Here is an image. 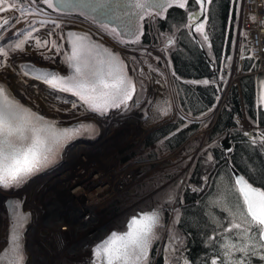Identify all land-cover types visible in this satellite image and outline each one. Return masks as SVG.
<instances>
[{
	"label": "rangeland",
	"instance_id": "obj_1",
	"mask_svg": "<svg viewBox=\"0 0 264 264\" xmlns=\"http://www.w3.org/2000/svg\"><path fill=\"white\" fill-rule=\"evenodd\" d=\"M241 1L234 2V9L238 15L237 31L239 30ZM11 3L13 0H6L4 7ZM23 7L25 12L18 9L0 11V23L4 19L9 21L8 24L0 28V47L8 53L6 57L0 56V80L7 82L23 102L40 113L59 120L62 124L67 125L84 119H94L102 128V135L94 144H76L80 147L75 151H70V149L69 152H65L64 155L67 157L61 171L66 169L71 171L66 178L75 177H73L75 182L73 181L69 186V193L76 182L80 186L83 184L81 179H76L77 173L89 174L93 170L101 171L105 176L99 177L98 180L112 185V191L121 187L115 192V197L119 195L124 197L121 200L123 211L120 215H115V222L121 215L134 208V205H138L141 200L146 199L150 203L158 200L163 204L169 201L166 206L168 222L163 229L166 231L172 229L178 204L181 201L179 190L188 184L191 171L200 155L217 142V140H210L213 130L210 128L214 127L218 117L212 110L208 115L195 119L194 121H199L202 124L201 129L189 139V143L184 144L176 151L166 152L160 143L149 149L145 148L146 138L152 131L182 116L177 104L172 80V66L168 56L171 46V44L168 45V42H172V40L157 36L156 29L159 18L153 15L147 19L148 34L152 38L151 45L143 46L138 44L139 42L126 45L116 37L78 18L54 15L49 10L48 12L39 8L28 0H25ZM21 23L23 25L19 28L18 25ZM67 28L89 31L96 38L123 53L129 63L130 71L136 79L137 89H139L131 105L123 106L109 117L91 115L74 99L59 94L21 74L18 64L22 61H31L39 66L57 68L65 72L67 47L64 31ZM21 41H23V50L15 47ZM37 41L41 42L40 46H37ZM54 44L55 47H53ZM260 102L264 108V81ZM165 112L167 114H164ZM238 119V128L244 134L250 135L256 131V126L246 117ZM152 152L158 153V157L154 161L149 159V154ZM128 155H132L134 159L129 164L123 163L122 159ZM144 158L147 160L140 161ZM123 177L128 178L126 180ZM73 178L68 179L69 181L61 189L56 187L57 193L52 188L53 184L46 183L41 198L37 196L34 198L29 190L27 198H24L26 195L24 191L20 194V199L23 198L24 204L29 207L32 215V227L27 235V249L30 254L28 264H90V253L87 252L91 249L81 247L79 245L81 243L76 245L74 241L66 246L65 240L62 239V243L59 242L60 239L58 240L60 232L56 230L55 233L50 229L53 222L59 218L62 221L60 214L62 210L65 209L68 213L70 210L73 213L68 194V183ZM36 182H40V180ZM175 183H181V185L176 186ZM42 185L38 184L36 187L43 189ZM140 192H144V194L140 195ZM95 193L99 194L97 190ZM93 198L97 197H92L90 194L87 199L86 207L89 211L93 210L91 202L97 201ZM135 198L139 202L132 203L131 201ZM77 199L72 197L73 201L80 203V200ZM5 200L7 197L0 192V245L1 241L4 243L7 229V214L3 203ZM125 200L132 204L126 211H124ZM29 201L30 203H28ZM107 203L109 201L103 202L99 208L95 209L101 222L100 226H96V229L109 221L101 213ZM74 224L78 227L76 221ZM74 232L75 229H73Z\"/></svg>",
	"mask_w": 264,
	"mask_h": 264
},
{
	"label": "trees",
	"instance_id": "obj_2",
	"mask_svg": "<svg viewBox=\"0 0 264 264\" xmlns=\"http://www.w3.org/2000/svg\"><path fill=\"white\" fill-rule=\"evenodd\" d=\"M28 1L33 3V0ZM34 4L48 11L42 0H35ZM198 9L199 6L194 0H188L185 9L171 8L165 19L158 20L157 36L172 40L168 42V45L171 44L168 56L177 104L182 116L152 131L146 138L147 149L160 143L166 152H173L189 143V139L202 127L199 121L194 120L212 112L228 76L238 33V15L234 9V0H213L208 25L204 31L208 39L205 40L197 32L209 58L202 52L189 27L188 15ZM138 44H152L147 24L145 36ZM250 66L251 61H247V67ZM263 81L264 74L244 76L240 84L234 86L228 94L227 103L222 108L210 136V140L217 142L200 155L191 171L188 184L183 189H178L181 192V201L175 222L172 229L161 230V237L154 247L149 264H213V261L215 264H223L228 259L224 245L231 241L239 247L242 243L236 238V234L248 228L244 221H250L251 217L240 214L246 206L240 197L221 142L230 134L233 150L228 157L231 164L252 184L264 189V144L260 142V137L264 134V108L260 102ZM243 117L256 126V131L250 135L244 134L238 128V118ZM157 157V152L149 154L151 161ZM133 159L132 155H128L122 162L129 164ZM146 160L144 158L140 161ZM139 194L143 195L144 192ZM122 198L124 199L121 195L114 197L102 209L104 218L109 220L106 221L109 223L108 234L112 229H124L129 216L152 208L162 209L168 220L166 206L169 201L164 204L158 200L150 203L144 199L115 222V215H120L123 211ZM136 199L131 202H139ZM131 202L125 200L124 211L130 208ZM233 223L241 224L242 228H233ZM262 254L264 249H257V254L248 258V264H264V260L260 258ZM237 258L244 257L235 248L231 249V259Z\"/></svg>",
	"mask_w": 264,
	"mask_h": 264
},
{
	"label": "snow or ice",
	"instance_id": "obj_3",
	"mask_svg": "<svg viewBox=\"0 0 264 264\" xmlns=\"http://www.w3.org/2000/svg\"><path fill=\"white\" fill-rule=\"evenodd\" d=\"M35 0H33V3ZM49 7L52 6V0H44ZM188 0H170L166 2L164 7H171L173 3L180 8L187 5ZM212 0H194V3L199 4L201 11L205 12L206 5ZM238 3V0H234ZM25 0H13V3L7 5L6 0H0V11L8 9H18L21 12L26 10L23 7ZM151 6L147 0H137L136 7L140 9ZM160 7L159 5H156ZM195 14H192V18ZM255 20V17H253ZM8 19H4L0 23V27L8 24ZM196 30L201 33L205 40L208 39L204 32V24H196L193 19V24ZM74 36L73 39V55L70 60L79 61L82 51V45L78 41L86 40L87 37ZM40 41H37V46H40ZM46 44V42H45ZM23 41L17 43L15 47L23 50ZM55 47V44L53 45ZM107 52V50H105ZM8 53L0 47V56L6 57ZM109 57L114 58V54L108 53ZM75 71L79 74V79L76 77L68 78L69 81H75L73 87L78 89L77 94L80 95L85 103L89 104L93 110L103 111L104 105L98 101L108 95L105 89L113 90V94L122 97V101L130 99L134 91V85L129 79H126L123 74L116 78L112 83L104 81H95L89 78L87 72H82L79 66H75ZM49 74L45 73V76ZM52 79L48 80L49 84H59L63 87L66 83L65 78L51 74ZM207 84L208 81H203ZM118 106V105H117ZM164 114H167L166 112ZM90 126L80 125L77 129L66 128L58 129L54 122L46 121L30 110L24 109L17 102L10 101L6 90L0 87V186L7 185L11 182H22L37 168L47 162L52 155L59 149L67 139L71 138L74 132L80 128ZM246 135H249L246 133ZM260 142L264 144V134L260 137ZM253 143H256L253 140ZM211 159V157H209ZM235 184L246 206L241 211V215L251 217V220L245 219L244 223L248 224V228L236 234V238L242 241L237 247L236 244L229 241L224 245L227 250L228 259L223 261V264H248L250 255L257 254V249H264V190L254 187L244 177H238ZM169 199L171 197L169 196ZM19 205L13 206L14 224L16 229L12 233L10 241V251L14 256V261L11 264H24L23 246L20 238V229L27 221L28 216L18 211ZM160 225L159 210L151 213H145L138 217H133L128 224V231L124 233L113 232L107 239L102 241L94 249V255L97 257L96 264L100 260L104 264H147V252L149 244L156 236V229ZM233 228L241 229L242 225L233 223ZM230 230V229H229ZM254 230V231H253ZM235 248L241 252L243 259H231V249ZM9 250H6V252ZM264 260V254L260 255ZM0 264H4L0 259ZM215 264V261H213Z\"/></svg>",
	"mask_w": 264,
	"mask_h": 264
},
{
	"label": "water",
	"instance_id": "obj_4",
	"mask_svg": "<svg viewBox=\"0 0 264 264\" xmlns=\"http://www.w3.org/2000/svg\"><path fill=\"white\" fill-rule=\"evenodd\" d=\"M147 2L151 4V6H146V8L140 9L136 7L137 0H52L51 7H49L48 3H45L44 0H42V4L50 12L62 16H69L83 20L97 27L98 29L116 37L117 40L126 45H133L143 40L145 36V21L151 13H156L159 19L163 20L166 18L169 9L180 8L176 6L175 3H173L171 7H164L166 2H170V0H147ZM211 4L212 2L206 5L207 10L205 12L201 11L200 5L198 4L199 9L196 12L190 13L188 15L189 25L193 24L194 19L196 24L203 23L204 31H206L209 21V12ZM156 5H159L160 7H157ZM185 8L186 7L180 9ZM192 14L195 15L190 18ZM197 32L198 31L196 30L195 26H192V35L194 36L196 42L200 45V48L204 55L209 58L204 46L201 44ZM70 34H74L75 36L87 37L86 40L77 42L82 45V51L80 54L79 61L69 59L73 55L72 42L74 39V36ZM64 39L67 47V53L65 55V72L57 68L39 66L31 61H22L18 64V69L21 74L26 78L38 82L59 94L74 99L76 102L80 103L84 107L87 113L91 115H102L109 117L112 113H115L123 106H129L132 104L138 90L137 82L130 71L128 61L126 60L121 51L96 38L91 32L82 29H65ZM105 50H107V52ZM108 53L114 54V58L109 57ZM75 66H79L82 72H87L89 78L97 82L104 81L106 83H112L116 78L123 74V76L126 79H129L134 85V91L132 92L131 98L121 102V96L113 94V90L111 89H105L104 91L107 92L108 95L102 97L98 101V103L104 105V110H93L92 107L89 104L85 103L84 99L77 94L78 89H75L73 87L75 81L68 80V78L70 77H76L77 79H79V74L76 73ZM45 73L49 75L45 76ZM51 74H55L59 77L65 78V85L61 87V85L59 84L53 85L46 82L52 79ZM0 87L6 90L10 101L17 102L19 105L23 106L24 109H28L31 111V113L43 117L46 121L54 122L58 129H77L80 125L90 126L87 128H80L79 131L74 132L71 138L67 139L66 142H64L62 146L59 147V149L55 152L54 155L51 156V158L47 162L43 163L42 166H40L30 175H28L25 179H23L22 182H11L7 185L0 186V190L3 192H16L23 189L29 182H31L35 178L45 174L47 171L62 164L64 162V154L67 149L80 143L93 144L102 135V128L100 124L94 119H84L67 125L62 124L59 120L46 116L29 106L25 102H23L15 94V92L12 90V88L7 82L0 80ZM221 145L224 147L228 162L230 163V169L233 174L234 181H236L238 177H244L245 179H247L240 171L237 170L234 165L231 164L230 159L228 157L229 153L233 150V144L230 139V134L226 135V137L222 140ZM249 183L251 182L249 181ZM253 186L264 190L263 188L258 187L254 184ZM17 204L19 205L18 211L28 216L27 221L19 230L23 246L24 264H26L27 262V234L30 230L32 215L28 210H25L24 202L22 199L12 197L7 198L5 202V209L7 214V229L4 242L6 245L0 255V259L3 260L4 264H11V262L14 261V256L10 251V241L12 238L13 231L16 229V225L14 224L13 206ZM155 210H159L160 225L156 229L157 234L155 238H153L149 244L147 252V264H149L153 256L154 247L161 236V230L167 224V217L162 209L152 208L150 210L137 212L136 214L129 216L124 229H113L106 236L105 239H107L113 232H127L128 224L133 217H138L139 215H143L145 213H151ZM102 241L97 243L90 250V264H96L97 257L94 255V249ZM6 250L9 251L6 252ZM99 264H104V261L100 260Z\"/></svg>",
	"mask_w": 264,
	"mask_h": 264
},
{
	"label": "built area",
	"instance_id": "obj_5",
	"mask_svg": "<svg viewBox=\"0 0 264 264\" xmlns=\"http://www.w3.org/2000/svg\"><path fill=\"white\" fill-rule=\"evenodd\" d=\"M153 15L157 16L156 14H152L151 16ZM253 17H255V20L253 19ZM22 25L23 24L21 23L20 25H18V27L21 28ZM247 61H251V66L249 68L247 67ZM255 74H264V0H242L240 19H239V30L235 39L232 64L228 69V76L225 79L224 86L221 90L220 96L216 102L215 107L213 108V113H215L217 117L219 116L222 108H224L225 104L227 103V97L228 94L231 92L232 88L234 86L239 85L241 79L244 76L255 75ZM212 128L213 127H211L210 130ZM79 147L80 145H76V146L74 145V147L69 148L66 151V153L69 152L70 149H71L70 151H72L74 148L76 149ZM66 157L67 155H64V162L66 161L65 160ZM63 163L47 171L45 174L32 180L30 182V186L39 180H40V184H44L42 186H45L50 176H54L55 179H57L58 177L66 178L65 172H63L62 176L56 173L57 169H60L64 166ZM77 174L83 176L84 172ZM85 175L86 177H84ZM84 176L80 178L83 183L80 188V191L82 192V196H80L79 199L76 198L77 200H80V203H77L78 201L75 200L73 201L69 193V186L74 181L75 178L74 176L68 177L66 180L59 181L60 184L53 186L51 185L55 193H57L58 191L56 190V187H59L61 189V187H64L65 184L69 181L68 179L74 177L73 180L68 183V194H69V199L71 200L72 203L73 213L70 210L69 213L65 209L62 210L60 213L62 216L61 217L62 221L59 218L56 222H53V226L49 228L54 230L55 233L56 230L60 232V235H58V240L60 239L59 240L60 243L63 242L62 241L63 239L66 241L65 245L68 246L70 243L74 241L76 245L82 243V245L81 244L79 245L81 247H87L86 249L89 250L90 248H92L94 245H96L98 242L102 241L106 237L107 229L109 225V223H106L104 225H101L100 228L96 229V226L98 225L100 226L101 222H100V217L98 213L95 211V209L99 208V206L103 202L105 203L112 200L115 197V192L121 187H118L117 190L113 189L112 191L111 189L113 187L112 185H109L108 183L100 182L98 180L99 177L103 178V176H105V174L101 171L93 170L89 174L87 173L84 174ZM127 178L123 177V179L126 180ZM118 184L120 185V183ZM45 187L43 189L40 188L38 189L39 193L37 191L38 194L37 197L41 198L42 191L45 189ZM95 190H101V192L97 194V196H93ZM90 194H92V197H97V198H93V200H97L96 202H91L93 204L92 211H89L86 207V205L88 204L87 199ZM35 197L36 196H34V198ZM57 200L56 203H58L59 205V202ZM37 209L38 208H36V210ZM75 221L77 222L78 227L73 226L75 225L74 224ZM31 227H32V223L30 226V231H31ZM63 227L64 230H61V228ZM73 229H75L74 233H73ZM95 234H99L96 239H93L91 242H86L90 236Z\"/></svg>",
	"mask_w": 264,
	"mask_h": 264
},
{
	"label": "bare ground",
	"instance_id": "obj_6",
	"mask_svg": "<svg viewBox=\"0 0 264 264\" xmlns=\"http://www.w3.org/2000/svg\"><path fill=\"white\" fill-rule=\"evenodd\" d=\"M51 14V13H50ZM55 15V14H54ZM85 27V26H84ZM1 79V78H0ZM13 84H15V82H13ZM11 87V86H10ZM81 144V143H80ZM94 144V143H93ZM92 145V144H91ZM82 146V145H81ZM83 148V147H82ZM76 149L74 148L72 151H75ZM77 151H79V150H77ZM71 154V153H70ZM70 158V157H69ZM110 158V157H109ZM69 160V159H68ZM231 162V161H230ZM62 169V168H61ZM61 169H59V170H57L56 171V173L58 174V175H60V176H62L63 175V172H65V177H67L68 176V173L69 172H71V171H68L67 169L66 170H63V171H60ZM75 173H77V172H75ZM84 176V175H83ZM82 175H78L77 177H76V179L77 180H80V178L81 177H83ZM71 177V176H70ZM65 179H67V178H64V177H58L57 179H55L54 178V176H50L49 177V180H48V182H49V184H53V185H57V184H59L60 182L59 181H61V180H65ZM46 180V179H45ZM44 180V181H45ZM48 182H47V184H48ZM75 182V181H74ZM81 183V182H80ZM121 183V182H120ZM38 184H40V182H36V183H34L33 184V186H30V182L23 188V189H21V190H19V191H9V192H3V191H1L0 190V192H2V193H4L5 194V196L7 197V198H18V199H20V194L24 191L25 193H26V195H25V197L24 198H27V196H28V190L31 192V194H33V196H37L38 194H37V191H38V189H39V187H36ZM44 185V184H43ZM36 187V188H35ZM43 187H45V186H43ZM27 190H26V189ZM80 188H81V186L80 185H78L77 184V182H76V184L71 188L72 190L70 191V196L71 197H73V198H79L81 195H82V192L80 191ZM31 189V190H30ZM34 189V192H32V190ZM98 191V193H100L101 192V190H97ZM23 192V193H24ZM93 196H97V194L95 193ZM21 199L23 200V198L21 197ZM5 202H6V200H5ZM5 202H3L4 203V206H5ZM23 202H24V200H23ZM66 202V201H65ZM28 203H30V201L28 202ZM28 203H26V204H28ZM24 207H25V210H28L29 212H30V210H29V207L28 206H26L25 204H24ZM46 209V208H45ZM38 210V209H37ZM5 212H6V210H5ZM34 212V211H33ZM99 215V214H98ZM34 216V215H33ZM41 217V216H40ZM74 226V225H73ZM73 228V227H72ZM61 230H64V228L63 229H61ZM30 231V230H29ZM28 235V234H27ZM98 235L99 234H95V235H92V236H90L89 237V239H88V242H91L93 239H96L97 237H98ZM81 245H82V243H81ZM154 253V252H153ZM29 256V255H28ZM33 261V260H32ZM27 264V263H26Z\"/></svg>",
	"mask_w": 264,
	"mask_h": 264
},
{
	"label": "flooded vegetation",
	"instance_id": "obj_7",
	"mask_svg": "<svg viewBox=\"0 0 264 264\" xmlns=\"http://www.w3.org/2000/svg\"><path fill=\"white\" fill-rule=\"evenodd\" d=\"M110 229H111V228H110ZM112 230H113V229H112ZM112 230H111V231H112ZM111 231H110V232H111ZM108 232H109V231L107 230V233H108ZM5 245H6L5 242L3 243V241H1V245H0V255H1V253L3 252ZM26 253H27V262H26V263L28 264V261H29V258H30V257H29L30 254L28 253V249H27V247H26ZM28 255H29V256H28Z\"/></svg>",
	"mask_w": 264,
	"mask_h": 264
}]
</instances>
